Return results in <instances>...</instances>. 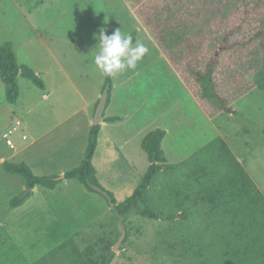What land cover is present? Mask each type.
Here are the masks:
<instances>
[{
    "label": "rangeland",
    "instance_id": "rangeland-1",
    "mask_svg": "<svg viewBox=\"0 0 264 264\" xmlns=\"http://www.w3.org/2000/svg\"><path fill=\"white\" fill-rule=\"evenodd\" d=\"M22 3V12L0 8V45L6 42L19 45L32 37L29 39L32 51L28 54L18 48L17 61L19 58L22 63L46 66L45 70L54 74L58 67L47 52L49 49L36 38V30L48 29L56 38L76 42L83 49L89 43L96 45L93 37L101 27L120 28L125 34L138 31V40L149 51L135 69H125L112 77L111 92L107 94L110 101L104 115L120 119L108 122L104 132L112 137L116 147L113 154L101 151L103 154L95 165L101 183L122 202L133 193L150 165L142 146L144 137L157 128L167 130L162 147L167 163L174 168L158 172L147 201L150 208L174 214L175 218L153 219L137 213L119 217L111 208L106 211L109 202L105 195L90 191L78 179H68L53 192L40 186L30 201L33 210L39 205L42 211L53 208L46 206L49 200L59 204V211L55 206L56 212L49 219L35 222L36 218L32 228L13 230L14 244L0 247V258L5 253L11 255L7 264H95L112 251L115 257L111 264H231L239 225L233 221L230 209L233 203L218 190L232 174L231 158L221 150L219 138L224 139L264 195V90L253 89L240 99L237 96L242 92H237L232 108L209 117L173 63L194 68L205 66L206 62L197 60V47L204 45L205 54L221 51L222 36L233 28V39H241L242 48L248 49L250 56L257 55L256 49L264 50V39L261 46V36L257 35L261 17L264 19V0L260 4L257 0H22ZM239 26L241 29H237ZM52 46L53 55L71 80L63 71L56 72L55 79L41 76L49 92L55 88L50 98L41 99L39 94L43 90L32 79L20 75L25 97L35 101L28 114L25 109L22 115L15 116L36 126L37 117L43 115L45 126H53L48 132L50 144H57L52 138L68 124L81 121L76 132V151L81 159L85 150L81 142L88 139L92 128L85 115L90 112L94 121V106L110 85L93 63L96 48L62 54L57 52L60 48ZM222 58L225 59L223 55ZM23 66L35 71L31 65ZM33 90L35 98L30 97ZM226 90L233 94V88L227 86ZM87 100H93L94 104L85 110ZM15 104L7 100L0 74V131L7 121V111L15 110ZM65 114L73 115L65 119ZM2 137L0 154L10 157L15 151ZM17 158L21 157H14ZM100 158H105L102 163ZM80 163L71 158L69 166L65 161L61 168L66 172ZM58 171L49 174L62 177L64 173ZM9 174L0 167V184L6 185ZM261 235L263 240L246 252L244 264H264V233Z\"/></svg>",
    "mask_w": 264,
    "mask_h": 264
},
{
    "label": "trees",
    "instance_id": "trees-1",
    "mask_svg": "<svg viewBox=\"0 0 264 264\" xmlns=\"http://www.w3.org/2000/svg\"><path fill=\"white\" fill-rule=\"evenodd\" d=\"M259 2L262 3L263 0H257L258 4H260ZM244 13L247 14V11H244ZM258 14L256 12V15ZM261 22L262 25L257 35L261 36L260 41L261 46H263L264 19L262 17ZM115 29L117 28L112 27L107 30V33L111 34ZM237 29H241V27L239 26ZM234 30L233 28L222 36L220 43L221 51L217 50V52L205 54L202 53L204 51V45L197 47V60L200 63L206 62L205 66L202 64L194 68L173 63V66L186 84L188 90L209 117L217 116L227 107L228 109L232 108L231 106L237 99L246 96L253 89L258 88L264 90V50L258 48L256 49L257 55L252 53L250 56L247 51L248 49L242 48L244 42L238 38L233 39ZM130 34L133 36V43L135 44L138 39V31L135 30ZM214 34L216 33L214 32ZM169 39L175 41L177 38L169 37ZM222 55L225 59L222 58ZM0 74L6 86L7 100L14 104L17 103L21 94L18 80L20 75L32 79L40 88L45 87L44 79L32 68L28 66L21 67L18 64L16 52L11 42L0 45ZM106 78L110 88L104 89L103 94L111 92L112 77ZM227 86L233 88V94L231 91L226 90ZM237 92L242 93L237 96ZM236 96L237 99L232 100ZM227 98L231 99L230 103ZM107 101L108 105L110 94ZM98 103L99 101L97 105ZM119 119V117H104L106 121H116ZM101 128V123L92 125L83 160L78 166L67 170L62 177L56 175H38L24 161H6L4 167L12 174L24 177L27 187L31 189L37 185L53 189L64 179H78L90 191L105 195L110 206L117 212L119 217L137 213L153 219L175 218L174 214L167 215L166 213L150 208L147 201L150 186L158 172L174 168V165L167 163V157L162 147L167 130L157 128L144 137L142 146L148 153L150 165L133 193L124 201L118 202L114 193L101 183L94 164V156L98 148ZM219 141L221 142V150H223L226 156L231 158V163L229 164L232 167V174L221 183L222 188L218 190H220L219 193L224 199L230 200L233 203V207L230 208L233 212V221L239 225L237 231L238 242L234 244L235 249L230 255L232 258L231 264H244L246 252L251 250L253 244L263 240L261 234L264 233V195L257 188L255 181L248 174L238 157L231 152V149L224 139L220 137ZM31 193L30 191L23 199H20L19 196L14 197L11 201L12 206L15 207L22 204ZM126 237L128 238V233ZM114 257L115 253L109 251L95 264H111Z\"/></svg>",
    "mask_w": 264,
    "mask_h": 264
},
{
    "label": "crops",
    "instance_id": "crops-1",
    "mask_svg": "<svg viewBox=\"0 0 264 264\" xmlns=\"http://www.w3.org/2000/svg\"><path fill=\"white\" fill-rule=\"evenodd\" d=\"M22 5H23L22 0H0V8L8 7L9 11H12L15 9L16 11L22 12L23 11ZM5 11L6 10H4V12ZM1 18L2 17H0V19ZM54 35L55 34L53 32H50L48 29H45V28L36 30V38L40 40L41 44H43L44 46H46V48L49 49V51L47 50V52L51 54L53 60L55 61L58 67V72L60 71L66 72V77L68 78V80H71V76L67 75V71L65 67L60 62L58 57L53 55L54 50H52L53 48L52 45H56V48H60V51H57V49H55V51H57L58 53H62V54H69V53L85 51V50L89 51V50L95 49V46H92L93 43H89L85 45L84 49L78 48L77 47L79 46L78 43L71 42V41H63L61 38H56ZM30 38L32 37L25 38L27 39V41L21 42L19 45H16V43L12 41L15 47L16 53L18 52V48H19L20 50H24L25 53L30 54V52L32 51L30 49V41H29ZM18 62L20 66H22V64L33 66L36 73L40 76H44V77L49 76L50 79H55L56 75L58 74L57 71H56L57 74L56 72L54 74L53 71L45 70L46 66H43V68H41L40 66H37L34 63L33 64L22 63L19 61V58H18ZM21 78L22 76H19V79H18L19 84L21 85L20 86L21 95H20V98L18 99L19 102L15 104L16 105L15 110L7 111V114H8L7 121L3 124L4 126L2 130L0 131V137H2V133L12 124V120L15 115L20 114V113L22 115L25 109H28L26 112V114H28L31 110L34 109L33 102L35 100H32L31 102L28 99L29 96L25 97L22 84L20 83L22 82ZM40 89L43 90V92L39 94L40 98L48 99L51 97L52 92L55 88L49 92L47 89L46 83H45V87L40 88ZM30 97L31 98L36 97L35 91L32 95H30ZM25 101L31 104L27 105L25 104ZM91 101L93 100L86 101L85 110L88 109L87 108L88 105H90L91 103L94 104V101L93 102ZM96 108H97V104H95L94 106V110H95L93 112L94 114L96 112ZM73 114H65V119L70 118ZM42 116L43 115L40 116L41 118L37 117V120L35 122V125L38 126L39 128H36V126L30 125L26 120H24L22 130L24 133L28 135V138L24 139L19 133L18 134L21 137L19 135H17V138L14 137L16 148L14 149L12 148V149L15 152H13V154L10 157L5 156L4 154L1 153L0 154V167H4V163L6 161H12V162L24 161L28 163L33 169V171L38 175H50L49 173H57L56 171L58 170H59L58 171L59 173L63 174L65 173L61 168V164L63 162L68 161V166H69V160L71 158H75L77 159V161L83 160L84 155H85L84 153L88 145L89 137L88 139L86 138V141L81 142V148L85 150H84L82 158L80 159L81 156L76 151V147L78 146L76 142V132H77V126L80 124L81 121H77L75 125L74 123L68 124L63 129V131H61V133H59L58 135L52 138V140H56L57 144H50L49 139H48L49 138L48 132L53 126L46 127L45 126L46 124L44 120L42 119ZM85 116H86L87 124L89 125V127L90 126L92 127V125L94 124V121H92L91 113L87 112ZM104 116L111 117V116H106V115ZM104 116L101 121L102 128H101V132L99 136L98 148L94 156V164L96 161H98L99 155L102 156V154L105 151H109L113 154V152L115 151V147H116L114 140H111L112 137H109L108 136L109 134L105 135V132H104L105 127L108 125V122L110 121L104 120ZM23 141H29V142H27L26 144H23ZM17 156H20L21 158L14 159V157H17ZM104 159L105 158H100L101 163ZM74 166L75 164L71 168H73ZM6 172L8 171L6 170ZM66 180L68 179H64L63 181H61L57 185V187L53 189L52 188H48V189L50 190V192H53L55 189L60 188L62 184H65ZM5 181H7L6 185L0 184V247H3L5 244H10V247H11L14 244V241H15L14 239H16V235L14 237V235L12 234L13 230L15 231H18L21 229L28 230L32 228L31 224H34L36 221H39V220L43 221V220L49 219L53 215L54 212L59 211V204H56L55 202L52 203L51 201L47 200L46 206H49V207L53 206V208H50L48 211L44 208L43 209L44 211H42L40 210L39 208L40 205L37 202L39 206H37L33 210L34 205L32 206V203L30 204V201L32 197L34 198L35 194L39 192L40 186H42V185H37L36 187L31 189V192H32L31 195L22 204L14 207L12 206L11 201L14 197L21 195V193L25 191L26 188H28L26 184V180L22 179L20 175L10 173L9 177H7ZM55 206H58L56 211H54ZM110 208L112 209V207H110V204H109V207L106 209V211H110ZM42 212L45 215L43 217H42ZM24 218L26 219L24 220ZM34 219H36L35 222H33ZM5 255H6L5 257L0 258V261L7 264L9 263V259L12 258V256L11 255L7 256L6 253ZM25 263L27 264L28 262H25Z\"/></svg>",
    "mask_w": 264,
    "mask_h": 264
},
{
    "label": "clouds",
    "instance_id": "clouds-1",
    "mask_svg": "<svg viewBox=\"0 0 264 264\" xmlns=\"http://www.w3.org/2000/svg\"><path fill=\"white\" fill-rule=\"evenodd\" d=\"M93 38L97 41L93 63L106 77H113L125 69H135L137 62L149 51L139 40L134 44L133 36L122 33L120 28L108 34L101 27Z\"/></svg>",
    "mask_w": 264,
    "mask_h": 264
},
{
    "label": "built area",
    "instance_id": "built-area-1",
    "mask_svg": "<svg viewBox=\"0 0 264 264\" xmlns=\"http://www.w3.org/2000/svg\"><path fill=\"white\" fill-rule=\"evenodd\" d=\"M12 120V124L6 129L3 134L4 139L6 140L7 144L10 148H16V144L14 141V136L19 133L24 139L28 138V135L23 132V122L21 118L14 116Z\"/></svg>",
    "mask_w": 264,
    "mask_h": 264
},
{
    "label": "water",
    "instance_id": "water-1",
    "mask_svg": "<svg viewBox=\"0 0 264 264\" xmlns=\"http://www.w3.org/2000/svg\"><path fill=\"white\" fill-rule=\"evenodd\" d=\"M107 100H108L107 93H105L103 94V96L101 97L97 105L95 117H94V124L101 123L103 116H104L105 109L107 107ZM30 191H31V188L28 187L26 191L20 196V199H23Z\"/></svg>",
    "mask_w": 264,
    "mask_h": 264
}]
</instances>
